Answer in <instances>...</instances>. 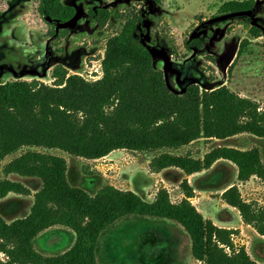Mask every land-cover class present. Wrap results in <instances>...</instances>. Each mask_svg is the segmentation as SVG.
<instances>
[{"label": "trees", "instance_id": "1", "mask_svg": "<svg viewBox=\"0 0 264 264\" xmlns=\"http://www.w3.org/2000/svg\"><path fill=\"white\" fill-rule=\"evenodd\" d=\"M253 6L254 0H231L220 12ZM37 10L50 23L66 22L76 12L63 0H38ZM88 13L100 27L113 24L109 8H90ZM114 17L123 25L107 39L100 78L87 79L59 64L50 84L36 78L0 83V166L15 155L3 166L0 199L9 193H32L24 183L8 178L10 174L41 181L26 216L8 222L0 215V264H113L105 257L103 237L128 223L155 225L158 220L180 224L191 238L192 256L203 264H259L245 247L236 246L234 229L216 225L191 202L195 191L187 178L181 183L184 197L179 202L172 201L165 187L152 201L109 184L91 195L69 182L65 157L38 149H60L86 159L117 149L158 152L150 161L152 171L176 167L187 175L224 159L236 165L238 180L264 179L257 147L217 146L200 158L172 151L202 138L227 139L241 133L264 137V109L227 85L202 89L190 83L176 92L143 42V15L116 11ZM263 30L256 24L250 27L254 37ZM66 32L64 28L52 35ZM199 45L197 39L186 41L188 48ZM222 199L264 236V207L244 200L236 184L222 193ZM54 226L68 228L72 243L63 252L43 254L35 241Z\"/></svg>", "mask_w": 264, "mask_h": 264}, {"label": "rangeland", "instance_id": "2", "mask_svg": "<svg viewBox=\"0 0 264 264\" xmlns=\"http://www.w3.org/2000/svg\"><path fill=\"white\" fill-rule=\"evenodd\" d=\"M227 1L231 0H163L160 4L147 0H63L78 9L80 16L66 33L52 35L64 28L39 14L38 0H0V83L36 78L50 84L52 70L59 64L87 79L100 78L107 39L123 25L114 14L133 11L143 15L142 37L155 66L163 70L176 92H183L190 83L202 89L227 85L264 109V30L258 37L250 32L256 22L264 26V0H254L251 20L236 17L197 28L222 14L220 7ZM98 7L110 9L112 25L100 27L98 20L90 19L89 9ZM194 39L200 45L188 48L186 41ZM217 146L257 147L264 163V137L250 133L227 139L202 138L172 151L200 158ZM38 149L65 157L69 182L91 195L109 184L152 201L165 187L172 201L179 202L184 197L181 183L187 178L195 191L191 202L203 216L218 226L234 229L236 246L245 247L252 259L264 264V236L245 223L239 210L221 194L236 184L244 200L264 207V179L252 176L238 180V169L231 161L220 159L209 169L187 177L176 167L152 171L150 161L158 152L117 149L99 159H86L60 149ZM14 156L2 162L0 179L6 176L3 166ZM7 177L32 191L30 195L9 193L0 199V215L11 222L30 212L41 181L18 174ZM71 239L68 228L54 226L37 237L35 247L43 254H56L69 248ZM101 246L113 264H203L192 256L189 234L171 220H158L155 225L128 223L116 234L103 237Z\"/></svg>", "mask_w": 264, "mask_h": 264}, {"label": "water", "instance_id": "3", "mask_svg": "<svg viewBox=\"0 0 264 264\" xmlns=\"http://www.w3.org/2000/svg\"><path fill=\"white\" fill-rule=\"evenodd\" d=\"M147 1L149 2V0H147ZM79 16H80V12L78 9H76L74 16L70 20L63 22V23L56 22V24L61 26L62 28L71 27L77 22ZM245 16L250 17V18L253 17L254 16V9L251 8L248 10L232 11V12H227V13L215 15L212 18H209V19L203 21L200 25L197 26V28H200V27L206 26V25H210V24H214L217 22L225 21V20L230 19V18L245 17ZM255 24L264 28V26L258 22H256ZM143 42H145L144 39H143Z\"/></svg>", "mask_w": 264, "mask_h": 264}, {"label": "crops", "instance_id": "4", "mask_svg": "<svg viewBox=\"0 0 264 264\" xmlns=\"http://www.w3.org/2000/svg\"><path fill=\"white\" fill-rule=\"evenodd\" d=\"M217 161H219V160H217ZM217 161H216V162H217ZM191 175H192V174H191ZM191 175H188L187 177H190ZM229 186H231V185H229ZM229 186H228V187H229ZM228 187H227V188H228ZM224 190H225V189H224ZM223 192H224V191H223ZM223 192H222V193H223ZM222 193H221V194H222Z\"/></svg>", "mask_w": 264, "mask_h": 264}]
</instances>
